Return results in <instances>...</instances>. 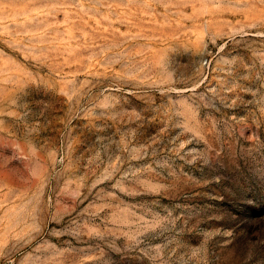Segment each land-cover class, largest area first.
<instances>
[{
  "label": "rangeland",
  "instance_id": "rangeland-1",
  "mask_svg": "<svg viewBox=\"0 0 264 264\" xmlns=\"http://www.w3.org/2000/svg\"><path fill=\"white\" fill-rule=\"evenodd\" d=\"M0 264H264V0H0Z\"/></svg>",
  "mask_w": 264,
  "mask_h": 264
}]
</instances>
